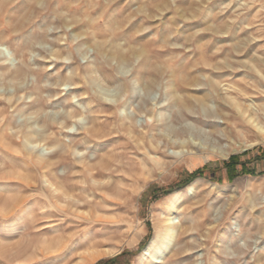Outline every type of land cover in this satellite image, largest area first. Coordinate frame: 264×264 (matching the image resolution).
Here are the masks:
<instances>
[{
  "label": "rangeland",
  "instance_id": "374dc122",
  "mask_svg": "<svg viewBox=\"0 0 264 264\" xmlns=\"http://www.w3.org/2000/svg\"><path fill=\"white\" fill-rule=\"evenodd\" d=\"M130 46L131 60L111 57ZM1 48L11 61L0 53V264L30 257L36 225L62 222L27 221L67 190L54 175L71 184L102 149L128 152L126 125L148 143L129 152L143 173L132 188L110 180L113 238L90 264H138L178 192L174 247L186 251L164 264H264V136L247 119L254 110L264 126V0H0ZM148 68L163 71L153 87ZM176 91L193 105L176 104ZM94 121L108 140L86 135ZM217 144L226 157L207 150Z\"/></svg>",
  "mask_w": 264,
  "mask_h": 264
},
{
  "label": "bare ground",
  "instance_id": "6f19581e",
  "mask_svg": "<svg viewBox=\"0 0 264 264\" xmlns=\"http://www.w3.org/2000/svg\"><path fill=\"white\" fill-rule=\"evenodd\" d=\"M95 35L97 36L96 33ZM122 49H113L111 51V57L119 60L120 62H124L131 60V56L139 52L138 48L135 46H130L129 53H126L124 49ZM104 51L107 52V50ZM144 52L146 53L144 54V61H148V53L145 50L141 53ZM0 53L5 58H7L9 62L11 61L9 53L3 48H1ZM53 56L57 58L62 57L63 51L60 49L55 50ZM140 68H143V66H140ZM146 70V73L150 76L148 79L143 78L146 80L144 85H146V87H153V83L156 82L158 76L162 75L163 71L159 70L157 73H153L150 68ZM15 76L20 79L25 76V73L21 68H18V70L15 72ZM68 79L77 82L78 87H80L79 84L82 83L80 76L78 75L75 77H69ZM83 93H87L86 90H84ZM173 96L174 102L178 105H181L185 108H190L193 105V100L189 96L180 95L177 91L173 92ZM9 101H11V99ZM205 101V99L198 97L195 98V102L199 103L200 105H205ZM8 104L10 103L8 102ZM15 104L16 102H13L11 107ZM247 110L243 113L244 115L247 114ZM253 111L254 110L248 112L247 114L248 122H250L251 125L264 136V126L260 124L259 116L256 115V113L253 114ZM4 112L5 111L3 110L0 111V123H2V121L5 119ZM123 130L124 133L129 135H125L126 140L129 143L128 152L118 151L117 148L113 149L112 151L110 149H102L103 151L99 161L94 163L89 161L83 162V166L79 164L81 167L80 169L72 171L70 176L72 181H76H73L71 184L66 183L64 180H60L56 174L54 175L55 179L63 182L62 186H65L67 190L69 189L71 192L69 193V191L64 190L61 195L57 196V203L54 204V208L56 210L53 208L50 210H42L39 215L36 214V217H32L30 213L32 207H27V205H25V209L23 211L24 213L20 216V218H30L31 216L32 218H30V220L27 219L29 222L32 221L31 224L37 220V217L38 219H52L54 217L62 216V222L57 225H52L51 222L53 220L48 221V219V222L44 220L46 222L45 224L40 223L36 225L35 227L40 229L33 232V239L31 240L28 247L29 250H32L30 257L25 259V261L22 263L15 264H90L97 257L107 254V250L104 249V247L110 244L109 241L113 238V234L103 230H105V228L108 226H111L113 222H110L108 218L107 220L103 214L113 211L114 209L112 206L116 205L113 203V201L111 202L108 199V192L114 190L116 187V184H113L110 180L113 177H117L121 179L123 183L128 184V186L132 188V186H134L132 184H136L141 179L142 175L139 176L138 172L142 171L143 173V170L141 167H139V169L136 168V165L134 168V164H137V160L130 158L129 152H131L132 149L142 150L148 145L147 141L144 140V134L141 136L135 135L132 131L133 129L131 125H126ZM85 131L87 136L91 135L92 137H95L99 140H108L109 136L111 135V131H106L103 125L96 121L93 122L92 126L87 127ZM24 135L28 136L27 133ZM52 136L53 135H50L48 138H51ZM88 139L91 138L88 137ZM204 141L208 143L207 140ZM186 145L187 144L185 143L178 144L180 147H185ZM149 146L151 150L158 149V146L151 142H149ZM207 150L215 156L226 157L228 155V150L219 144L215 146L212 145V147H207ZM48 163L52 166L57 164V161L49 159ZM79 172H81L82 175L79 176ZM97 177H100L101 179L98 180ZM77 188L81 190L79 191L80 193L74 192V190ZM195 188L196 186H193L192 190ZM89 191H92V193H88ZM16 198L17 197L12 196L10 199L18 202V199ZM181 198L182 193L179 192L171 195L168 198V202L171 205L168 207L167 216L165 217V220L162 221L163 223L160 221L155 223V234L148 244L143 248L141 254H139L138 264H164L166 258L169 255H180L186 251L175 250L174 247L175 241L178 238L180 232L176 226L173 214L179 210L177 203L181 201ZM71 216H75V218L71 219ZM35 236H37L38 239H40L41 236V241L36 239L37 237ZM36 240L40 241L41 243H37Z\"/></svg>",
  "mask_w": 264,
  "mask_h": 264
},
{
  "label": "trees",
  "instance_id": "16d2710c",
  "mask_svg": "<svg viewBox=\"0 0 264 264\" xmlns=\"http://www.w3.org/2000/svg\"><path fill=\"white\" fill-rule=\"evenodd\" d=\"M103 262H104V261H100V262H98L97 264H103Z\"/></svg>",
  "mask_w": 264,
  "mask_h": 264
}]
</instances>
